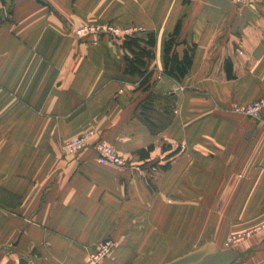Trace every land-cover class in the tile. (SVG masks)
<instances>
[{
	"label": "crops",
	"instance_id": "crops-1",
	"mask_svg": "<svg viewBox=\"0 0 264 264\" xmlns=\"http://www.w3.org/2000/svg\"><path fill=\"white\" fill-rule=\"evenodd\" d=\"M106 22L155 32L144 85L126 48L75 32ZM263 96L264 0H0V264H87L107 241L100 264H141L246 233L234 264H264V126L232 111ZM88 131L126 166L63 155Z\"/></svg>",
	"mask_w": 264,
	"mask_h": 264
},
{
	"label": "trees",
	"instance_id": "trees-1",
	"mask_svg": "<svg viewBox=\"0 0 264 264\" xmlns=\"http://www.w3.org/2000/svg\"><path fill=\"white\" fill-rule=\"evenodd\" d=\"M180 24L165 44V69L170 78L180 82L189 73L194 59L195 45L188 47L182 57L176 51L177 38L179 37ZM156 37L152 32L135 33L124 39L122 46L128 50L126 56V71L139 75L142 85L148 82L151 71L150 63L154 57L153 48Z\"/></svg>",
	"mask_w": 264,
	"mask_h": 264
},
{
	"label": "rangeland",
	"instance_id": "rangeland-1",
	"mask_svg": "<svg viewBox=\"0 0 264 264\" xmlns=\"http://www.w3.org/2000/svg\"><path fill=\"white\" fill-rule=\"evenodd\" d=\"M231 1L236 5H250V4H238V3L234 2L233 0H231ZM79 28H82L84 30L87 29L88 31L91 29L95 30V32L93 34L84 36L83 41H87L90 39V40H92L93 44H98L99 42L102 41L103 38L108 37L113 42L120 45L121 47H123L122 43H123L124 39L133 35V34L127 35L131 31H133L134 34L135 33H144V32H152L155 34V32L153 30H145L141 26H136V25L121 26V25H116L114 23H110V22L88 23V24H84V25L78 27L77 29H79ZM109 28H111L112 31H110ZM114 34H116V35H114ZM155 37H156V35H155ZM156 41H157V38H156ZM155 46H156V42H155ZM262 98H264V96L254 100L253 102L249 103L248 105L237 106V107L233 108L232 111L235 114H238V115H241V116L246 117L248 119H251L252 121L254 120L259 126H264V110L261 112L259 118H254L250 114H248L249 108H250L249 106L252 105L255 101L262 99ZM239 109H241L240 112L238 111ZM92 132H94V131H92ZM95 135H96V133H95ZM69 157H72V156H69ZM125 161H126V159H125ZM262 229H264V225H262L261 229H257V231L262 230ZM256 233H258V232H254L252 234H256ZM246 234L248 236L244 234V235H239L236 237L234 236L232 238H229L228 243L225 244L224 248H226V250L227 249H233V248L234 249L240 248L242 246V244L245 242L246 238H249V236H250V233H246ZM158 243H159V245H158ZM157 245H158V247H148L147 248V253H146V257H145L146 261H144L141 264H161V263L166 262V261L169 262V260L171 261V260L175 259L177 256H180L189 250H193V248L189 249L186 247H183V248L164 247V246H162L163 245L162 242H157ZM195 249H196V247H195Z\"/></svg>",
	"mask_w": 264,
	"mask_h": 264
},
{
	"label": "built area",
	"instance_id": "built-area-1",
	"mask_svg": "<svg viewBox=\"0 0 264 264\" xmlns=\"http://www.w3.org/2000/svg\"><path fill=\"white\" fill-rule=\"evenodd\" d=\"M238 4H253L256 0H233ZM106 28V27H105ZM112 31L111 28H109ZM95 32V30H87L79 28L76 30V34L83 39L86 35H91ZM134 34L133 31L129 32V34ZM116 35V34H114ZM160 78V77H159ZM250 107V108H249ZM249 113L254 118H259L261 112L264 110V98L255 101L252 105H250ZM241 109L238 111L240 112ZM90 148L92 149L97 156V160L101 165H114L120 168L126 166L125 159L118 154V152L110 145L106 144L102 140L97 139L94 132L89 131L84 133L83 135L71 139L61 146V151L65 156H76L81 153L84 149ZM114 247L113 241H107L99 250V252L91 257L87 264H100L104 258H106L112 251Z\"/></svg>",
	"mask_w": 264,
	"mask_h": 264
},
{
	"label": "water",
	"instance_id": "water-1",
	"mask_svg": "<svg viewBox=\"0 0 264 264\" xmlns=\"http://www.w3.org/2000/svg\"><path fill=\"white\" fill-rule=\"evenodd\" d=\"M237 260L238 253L234 249L223 250L214 243L207 242L166 264H234Z\"/></svg>",
	"mask_w": 264,
	"mask_h": 264
},
{
	"label": "bare ground",
	"instance_id": "bare-ground-1",
	"mask_svg": "<svg viewBox=\"0 0 264 264\" xmlns=\"http://www.w3.org/2000/svg\"><path fill=\"white\" fill-rule=\"evenodd\" d=\"M220 248V247H219Z\"/></svg>",
	"mask_w": 264,
	"mask_h": 264
}]
</instances>
